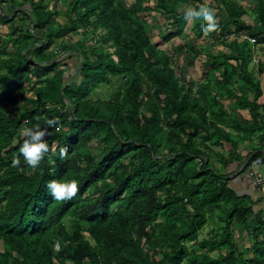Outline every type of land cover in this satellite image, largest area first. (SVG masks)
<instances>
[{
  "label": "trees",
  "instance_id": "16d2710c",
  "mask_svg": "<svg viewBox=\"0 0 264 264\" xmlns=\"http://www.w3.org/2000/svg\"><path fill=\"white\" fill-rule=\"evenodd\" d=\"M55 1L50 9L47 0H0L11 45L0 41V264H264V208L255 210L258 199L229 184L245 175L248 164L237 173L245 157L264 159L263 90L250 67L256 47L264 45V0H258L254 22H245L247 10L238 0H155L147 6L145 0L130 6L63 0L65 23L57 20L61 0ZM201 7L213 9L219 21L208 31L201 28L206 21H195L196 34L213 35L211 44L225 50L210 47L202 78L191 81L152 40L139 13L154 9L171 20V32L162 33L170 41L185 29V12ZM19 14L31 20L29 27L12 23ZM219 28L237 35L220 38ZM58 38L57 48L46 52ZM67 50L81 57L70 83L69 70L53 61ZM258 67L264 72V61ZM120 76L122 82L114 83ZM104 84L113 87L109 97H95ZM54 116L58 129L45 138L50 151L34 169L20 156L19 129L44 126ZM96 139L98 158L91 147ZM243 145L249 147L245 155ZM62 147L68 149L64 159ZM17 156L20 165L12 160ZM69 178L79 183L76 196L53 199L47 183ZM209 220H216V232L195 245L219 250L217 256L189 245ZM233 225H246L241 230L249 245Z\"/></svg>",
  "mask_w": 264,
  "mask_h": 264
},
{
  "label": "rangeland",
  "instance_id": "374dc122",
  "mask_svg": "<svg viewBox=\"0 0 264 264\" xmlns=\"http://www.w3.org/2000/svg\"><path fill=\"white\" fill-rule=\"evenodd\" d=\"M208 1L209 0H207V2ZM238 1L241 2L243 4V6H245V8L247 10V14L244 16L245 22H247V21L248 22H254V20H256V9H257V5H258V0H238ZM123 2H125L128 6H130L132 3L135 2V0H123ZM210 2H211L210 3L211 6L214 5V8L216 10L215 3H213V1H210ZM46 3H47V6L50 9H53L56 1L55 0H47ZM154 3H155V0H145V6L154 5ZM3 6H5V3H3ZM65 6H66V4H65V1H63V0H61L60 3L57 6V7H59V14L57 16V20L59 22H61V23H65L66 22V18L64 16V14H65L64 10L66 9ZM6 10L8 12H10L11 8H10L9 5L6 6ZM139 17L144 21V23L149 25L148 29H149V31L151 33L152 40L155 43H158L160 48H164L165 50H167L169 52V54L172 57V60L174 61L173 62L174 67L177 70L180 67L179 68L180 72H179V70L177 71L178 74H181V77L182 78H186V80L188 78H190L189 76H191L192 73L197 72V70L201 71V69L203 67V65H202L203 64V60L207 58V52L211 50L210 47L215 52H219L220 50H225V47H224V45H222V43H216L215 45H212L211 44V38L209 40L208 37L206 38V35L198 36L196 34V23H195V20L191 21V22H188L186 24V26H185V29L181 33L180 32L176 33V35L170 41H165V40H163L164 37H163L162 33L166 32V31L167 32H171L172 28H169V27H171V25L169 23V22H171V20L170 21L167 20L166 17H164L163 15L155 12L154 9L145 10V13L140 12L139 13ZM21 18H22V14H19L18 17L16 18V21H13L12 23L14 25L21 23V24H24L25 27H29L31 20L28 19V18H25V19H23L21 21L20 20ZM218 21H219L218 18L215 19V22H218ZM8 23L0 22V41L3 42L4 44L10 45V42H8L9 39L7 38V34L9 33V30H10V28H9L10 25ZM167 28L169 30H167ZM90 29L91 28H89V30ZM219 32H222L221 28H219L216 31L217 34H220ZM39 34L40 33H37L38 36H39ZM77 38L78 37H76V36L71 37L68 40V43L74 44L75 40ZM91 39H92V42H95V38L93 39V38L90 37V40ZM60 42H61V39L58 38L56 40L55 44L50 49H47L46 52L50 53L52 50H55ZM190 44L191 45H195V47L197 49L200 48V50L199 49L197 50L199 52L195 53V52L191 51L190 49H187V48L184 49V47H181V46H189L190 47L191 46ZM176 47H181V48L180 49H173V48H176ZM12 50H16V46L14 48L12 47ZM256 50L257 51H261L262 55L264 56V50H263V48H261V46L258 45V49H256ZM77 55L78 54H76L73 50H67V51H64V52L61 51L53 59V61H55V62H57V61L61 62L60 67L67 68L69 70V72H68L69 74H66L67 78L69 77L70 74H72V78L69 79L68 83H70L72 81V79L76 76V74H77V72L79 70L81 57L79 55L78 56ZM261 62H263V61H261ZM254 70L257 72V68H254ZM259 77L262 78L263 81H264V74L260 73ZM121 82H122V77L121 76L116 78L115 81H114V83H117V84H119ZM24 84L27 87H28V85H30L29 81H25ZM112 89H113V87H112L111 84H104L103 85V89L102 88H98L94 95H95V97L101 96L102 98H108L109 97L108 95L112 92ZM31 95H33V93H31V92L29 94H27V96H31ZM227 102H229V101H226V103ZM27 104L30 105L29 102ZM228 106H229L228 108L232 107V105L230 103L228 104ZM17 107L19 108V106H17ZM237 112L239 114H241L240 110H238ZM258 138L259 137L256 136V137H253V139H252L253 142H254V146L255 147H258L261 144L260 141L258 140ZM17 140L18 139L16 138V141ZM91 147H92V150H93L96 158L100 157L102 147H101V145L99 143V140H97V139L93 140L91 142ZM248 149H249V147L247 145H243L242 149H240V150H241V153L243 155H245L246 152L248 151ZM249 156L245 157V159L248 158ZM12 160H14V158H12ZM243 163H242V165H243ZM235 164L236 163H234V164H232L230 166L229 171L232 170L236 166ZM241 166L238 168V170L241 168ZM238 170H237V172H238ZM233 175H234V173L231 175V178L233 177ZM240 179H241V181L249 184L244 179V176L240 177ZM229 184L231 186H233V184H234L233 180H230ZM249 186L251 188H254L250 184H249ZM234 187L237 188V186H235V185H234ZM239 192H241V191H239ZM244 192H247V190H244ZM68 219H69V222H67V223L69 224L70 223V217H68L67 220ZM158 220L159 221L163 220V217L162 216L159 217ZM215 226L217 227L216 220H213V221L209 220V222H207V225L204 227V229L200 230L197 241L196 242H189L190 247L191 248H195L197 253L206 252L207 249L202 250V249L198 248V245H195V244L197 242L201 241L204 238L211 237L212 234H214L216 232V230H214ZM244 226H246V225H244ZM244 226H240L239 227V226L236 225V228H235V226L233 225V227H234L233 233L235 234V236L237 238L241 239L243 242L246 241V244L249 245L251 239L247 237L245 229L241 230V229L244 228ZM86 235H87V233H86ZM238 236H240V237H238ZM244 236L246 238H244ZM239 245L242 246L243 243L239 242ZM2 248H3V246H2V243L0 242V250ZM55 250H58V244H56ZM218 251L219 250H214V251H209L208 252V250H207V252L210 255H215V256H217ZM221 251L225 253L226 252V247H223V250H221ZM186 263L187 262L185 260L183 264H186ZM56 264H78V263L72 262L71 260H66L64 262L56 261Z\"/></svg>",
  "mask_w": 264,
  "mask_h": 264
},
{
  "label": "clouds",
  "instance_id": "9594fccd",
  "mask_svg": "<svg viewBox=\"0 0 264 264\" xmlns=\"http://www.w3.org/2000/svg\"><path fill=\"white\" fill-rule=\"evenodd\" d=\"M214 11L209 7H201L198 11L185 12L183 20L185 23L191 21H206V24H202L201 28L204 31H208L216 26L214 19ZM59 118L51 117L47 118L44 122V126L36 123L32 126H25L19 129V135L22 139V143L19 145L20 156L23 157L24 163L30 165L32 168L39 166L41 161L49 153V144L46 142V137L50 135V128L56 127L58 129ZM20 156L14 158L16 165L21 164ZM61 159L68 157L67 147L60 149ZM51 171L55 173L56 169L52 168ZM47 189L53 199L57 201L71 200L76 196L79 190V183L76 179H52L47 183Z\"/></svg>",
  "mask_w": 264,
  "mask_h": 264
},
{
  "label": "crops",
  "instance_id": "0c3cea01",
  "mask_svg": "<svg viewBox=\"0 0 264 264\" xmlns=\"http://www.w3.org/2000/svg\"><path fill=\"white\" fill-rule=\"evenodd\" d=\"M212 36L213 35H211V36L210 35H206V38L208 37V39L210 40V38ZM216 39L217 38L214 37V41L211 40V42H215ZM259 46H261V48L264 47V45H259ZM256 49H258V46H257ZM255 56L259 58V61L258 62H255L254 61V57ZM254 57H253V60H252V63L250 65V67H251V70H252L253 74L257 78H259V80L261 81V87H262V90H263V95L260 98V102L261 103H264V81H263L262 78L259 77V74H260L259 71L260 70H259V67H258V65L261 63V61H264V56L262 55L261 51H257L256 50ZM254 68H257V72L254 70ZM203 71H204V66L202 67L201 71H198L197 70V72L192 73L191 76H189L190 78H188V80H191V81H194V80L199 81L202 78V76H203ZM262 74H264V73L262 72ZM239 110L241 111L242 116H244L246 118H249L250 117V114H249V112H248L247 109H239ZM263 152H264V149H263ZM259 170H260V172H262L264 174V164H263L262 167H260ZM233 183H234L233 186L234 185L237 186V191H241L242 193H248V194H250L252 196L253 199H255V200L258 199V203L257 204H254L255 210H262L264 208V187H262V188H255V187L254 188H251L249 186V184L241 181L240 178L235 179L233 181ZM244 190H247V192H244Z\"/></svg>",
  "mask_w": 264,
  "mask_h": 264
},
{
  "label": "built area",
  "instance_id": "2783aa9c",
  "mask_svg": "<svg viewBox=\"0 0 264 264\" xmlns=\"http://www.w3.org/2000/svg\"><path fill=\"white\" fill-rule=\"evenodd\" d=\"M220 34H221L220 38L227 39V40H230L237 35L235 31L224 32ZM243 37L250 39L252 42H255V38L249 36L248 34L243 35ZM211 40L214 41L213 36L211 37ZM254 61L258 62L259 58L255 56ZM247 164H248V167L246 169L244 179L255 188L264 187V174L260 172L259 170L260 167H262L264 164L263 157L259 156L255 159L251 158Z\"/></svg>",
  "mask_w": 264,
  "mask_h": 264
},
{
  "label": "water",
  "instance_id": "95a60500",
  "mask_svg": "<svg viewBox=\"0 0 264 264\" xmlns=\"http://www.w3.org/2000/svg\"><path fill=\"white\" fill-rule=\"evenodd\" d=\"M252 154L249 156L248 159L245 160V162L243 163V165L241 166V168L238 170V173H240L242 170H244V168L246 167L248 161L252 158Z\"/></svg>",
  "mask_w": 264,
  "mask_h": 264
}]
</instances>
